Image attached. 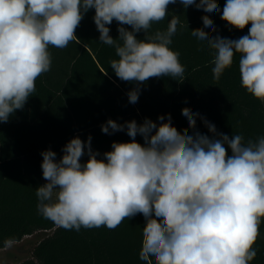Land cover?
Returning <instances> with one entry per match:
<instances>
[{"label":"clouds","instance_id":"obj_1","mask_svg":"<svg viewBox=\"0 0 264 264\" xmlns=\"http://www.w3.org/2000/svg\"><path fill=\"white\" fill-rule=\"evenodd\" d=\"M177 2L0 0V122L24 108L37 79L51 70L50 47L64 49L76 41V29L90 9L99 41L118 57L110 61L115 76L137 85L127 93L129 103L138 102L139 85L151 78L183 81L185 66L170 47L179 17L172 16L166 30H152ZM179 3L185 9L221 12L217 0ZM221 19L241 31L251 27L238 39L213 36L204 29H217L204 15L203 28L191 30L213 57V78L219 80L238 55L241 87L264 103V0H226ZM113 21L116 39L110 35ZM141 32L144 38L137 39ZM181 114L188 121L183 132L173 126L170 114L159 116V123L108 119L101 125L104 134L126 131L131 139L114 141L102 159L91 147V136L87 141L72 138L59 160L51 149L43 151L46 183L36 188L37 212L57 227L77 232L115 230L142 214L139 259L144 264H251L264 221V135L230 138L190 108ZM198 118L211 136L196 130Z\"/></svg>","mask_w":264,"mask_h":264},{"label":"trees","instance_id":"obj_2","mask_svg":"<svg viewBox=\"0 0 264 264\" xmlns=\"http://www.w3.org/2000/svg\"><path fill=\"white\" fill-rule=\"evenodd\" d=\"M225 2L217 0L220 13H205L194 6L185 9L179 0L168 6L167 18L154 24L152 30H166L172 16L179 17L170 47L180 53L186 69L184 80L151 78L139 85L135 104L129 103L127 93L137 85L121 81L111 69L110 61L118 57L113 47L99 41L94 9L85 14L76 29V41L64 49L50 47L51 70L37 79L36 91L24 108L7 123L0 122V248L9 241L54 228L53 234L35 247L34 257L23 264H144L139 259L145 226L142 214L125 220L115 230L100 227L77 232L57 227L37 212L35 192L44 184L41 153L51 149L58 160L63 147L76 135L83 141L91 136L92 149L102 154L111 151L114 141H130L126 131L104 134L101 125L108 119L120 124L135 120L139 124L148 118L159 123V116L167 119L170 114L173 126L183 132L188 121L181 112L187 107L230 138L241 134L246 141L264 135V103L241 87L238 55L215 80L210 51L205 42L191 35V30L203 28L204 15L214 22L215 33L204 29L213 36L238 39L248 34L250 24L241 31L221 19ZM109 27L110 35L118 38L117 22ZM143 38V32L137 34V39ZM196 130L211 136L199 118ZM136 140L144 142L139 135ZM255 247L257 256L251 264H264V221Z\"/></svg>","mask_w":264,"mask_h":264},{"label":"rangeland","instance_id":"obj_3","mask_svg":"<svg viewBox=\"0 0 264 264\" xmlns=\"http://www.w3.org/2000/svg\"><path fill=\"white\" fill-rule=\"evenodd\" d=\"M77 137V136H76ZM80 138V137H79ZM81 139V138H80ZM82 140V139H81ZM95 151V150H94ZM98 152V151H96ZM100 153V152H98ZM98 158H103V154L100 153ZM88 156L82 157L81 162L87 161ZM44 184L46 181L43 179ZM53 229L39 230L33 234L24 236L19 241H11L10 246L7 245L4 248H0V264H23V262L29 258H33V251L35 247L47 236L53 234Z\"/></svg>","mask_w":264,"mask_h":264},{"label":"crops","instance_id":"obj_4","mask_svg":"<svg viewBox=\"0 0 264 264\" xmlns=\"http://www.w3.org/2000/svg\"><path fill=\"white\" fill-rule=\"evenodd\" d=\"M77 136V135H76ZM76 136H74V137H76ZM62 156H60V158H61ZM60 158H58V160L60 159Z\"/></svg>","mask_w":264,"mask_h":264}]
</instances>
